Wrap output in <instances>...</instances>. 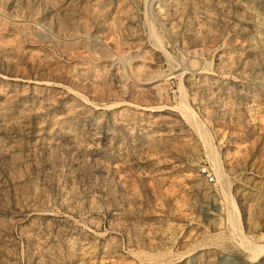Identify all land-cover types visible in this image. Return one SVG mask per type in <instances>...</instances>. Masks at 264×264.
<instances>
[{
  "label": "rangeland",
  "instance_id": "1",
  "mask_svg": "<svg viewBox=\"0 0 264 264\" xmlns=\"http://www.w3.org/2000/svg\"><path fill=\"white\" fill-rule=\"evenodd\" d=\"M0 264H264V0H0Z\"/></svg>",
  "mask_w": 264,
  "mask_h": 264
},
{
  "label": "built area",
  "instance_id": "2",
  "mask_svg": "<svg viewBox=\"0 0 264 264\" xmlns=\"http://www.w3.org/2000/svg\"><path fill=\"white\" fill-rule=\"evenodd\" d=\"M201 174L206 176L208 182L213 183L215 181V177L213 176V174L211 172H209V170L207 168H203L201 170Z\"/></svg>",
  "mask_w": 264,
  "mask_h": 264
}]
</instances>
